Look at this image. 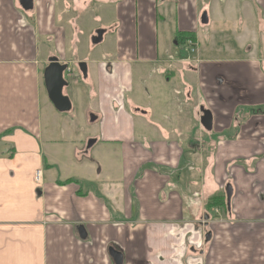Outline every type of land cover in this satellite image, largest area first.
Instances as JSON below:
<instances>
[{"label":"crops","instance_id":"obj_1","mask_svg":"<svg viewBox=\"0 0 264 264\" xmlns=\"http://www.w3.org/2000/svg\"><path fill=\"white\" fill-rule=\"evenodd\" d=\"M33 2L0 0V264H264V0L103 1L88 49L79 1ZM54 57L90 149L46 121Z\"/></svg>","mask_w":264,"mask_h":264},{"label":"water","instance_id":"obj_2","mask_svg":"<svg viewBox=\"0 0 264 264\" xmlns=\"http://www.w3.org/2000/svg\"><path fill=\"white\" fill-rule=\"evenodd\" d=\"M20 6L24 11H32L34 9V2L33 0H19ZM202 24L208 23L207 14H204L201 18ZM106 30H98L96 35L92 37L93 45H98L103 41V35L105 34ZM78 68L82 73L83 77H87V64L85 62H81L78 64ZM69 66L67 64H61L58 58H51L49 60V65L44 71V80H45V87L48 94V98L53 104L54 108L59 113H67L70 112L72 109V103L69 97L64 95V88H66L69 83L64 78V74L69 72ZM201 124L207 130H212L213 126V118L209 111L201 108ZM96 143L95 139L89 140L87 144V149L92 148ZM227 197L230 203L232 198V189L231 186L227 187ZM79 235L80 238L85 240L87 238V233L84 227L79 228ZM207 239H211V234L207 235ZM110 256L114 261V264H123L124 257L123 254L118 252L117 250L111 248L109 250Z\"/></svg>","mask_w":264,"mask_h":264},{"label":"rangeland","instance_id":"obj_3","mask_svg":"<svg viewBox=\"0 0 264 264\" xmlns=\"http://www.w3.org/2000/svg\"><path fill=\"white\" fill-rule=\"evenodd\" d=\"M70 2L72 0H69ZM81 3V6L84 7L85 11L82 12L80 20H78L82 31H84V34L80 37V48L84 47L88 49V47L91 45V38L92 36H95V32L93 29L96 27L94 26L95 23L97 24L98 21L94 19V17L103 16L104 14H109V12L104 11L103 8L108 7V4H105L103 1H110V0H77V2ZM76 3V2H75ZM68 10V7L65 6V3L62 7L61 12V21L65 25V16H68V14H65V11ZM71 15L74 17L76 16L75 11L70 12ZM92 27H95L91 29ZM91 30V31H90ZM89 31V32H88ZM105 43L102 45L97 46L96 48H100L101 46H104ZM186 50V49H185ZM88 51V50H86ZM92 52V51H91ZM90 52V53H91ZM187 52V50L185 51ZM77 68H74L72 65L69 66V72L66 74H75ZM73 72V73H72ZM69 80V83L73 81L72 77H67ZM68 90V88H67ZM73 99V98H72ZM73 113L67 112V113H59L55 109L51 111V114L48 116V120L46 119L47 123L52 124L54 126V135L58 140L61 141V143L65 142L66 136H65V126H69L71 130V139L72 141H77V138L83 137L84 141H89L93 138H87L88 135H93L94 130L97 129L96 126L90 125L85 122V120L82 119L81 110L83 112V108L81 109L80 104L78 105L77 102L73 99ZM42 114H45V111L43 110ZM76 144V142H74ZM85 144V143H84Z\"/></svg>","mask_w":264,"mask_h":264},{"label":"trees","instance_id":"obj_4","mask_svg":"<svg viewBox=\"0 0 264 264\" xmlns=\"http://www.w3.org/2000/svg\"><path fill=\"white\" fill-rule=\"evenodd\" d=\"M225 196L223 195V196H215V197H213V198H211V202L209 203V205H212V206H214V205H216V204H219V205H222V206H224L225 205Z\"/></svg>","mask_w":264,"mask_h":264},{"label":"built area","instance_id":"obj_5","mask_svg":"<svg viewBox=\"0 0 264 264\" xmlns=\"http://www.w3.org/2000/svg\"><path fill=\"white\" fill-rule=\"evenodd\" d=\"M190 46H193L194 44H193V42L191 41V40H189L188 42H187ZM194 51V50H193ZM40 177H41V172H37V174H36V178L37 179H40Z\"/></svg>","mask_w":264,"mask_h":264},{"label":"flooded vegetation","instance_id":"obj_6","mask_svg":"<svg viewBox=\"0 0 264 264\" xmlns=\"http://www.w3.org/2000/svg\"><path fill=\"white\" fill-rule=\"evenodd\" d=\"M63 64H65V63H63ZM64 78H65V74H64ZM64 94H65V88H64ZM231 201H232V198H231ZM231 201H230V203H229V201H228V197H227V202H228V206H229V208H231L230 206H231Z\"/></svg>","mask_w":264,"mask_h":264}]
</instances>
